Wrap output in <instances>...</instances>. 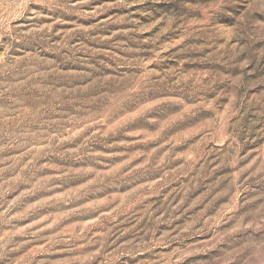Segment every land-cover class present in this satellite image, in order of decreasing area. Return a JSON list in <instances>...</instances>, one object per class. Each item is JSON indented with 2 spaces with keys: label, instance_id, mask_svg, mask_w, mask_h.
Returning a JSON list of instances; mask_svg holds the SVG:
<instances>
[{
  "label": "clouds",
  "instance_id": "clouds-1",
  "mask_svg": "<svg viewBox=\"0 0 264 264\" xmlns=\"http://www.w3.org/2000/svg\"><path fill=\"white\" fill-rule=\"evenodd\" d=\"M57 201L50 234L17 227ZM55 252L264 264V0H0V264Z\"/></svg>",
  "mask_w": 264,
  "mask_h": 264
},
{
  "label": "rangeland",
  "instance_id": "rangeland-1",
  "mask_svg": "<svg viewBox=\"0 0 264 264\" xmlns=\"http://www.w3.org/2000/svg\"><path fill=\"white\" fill-rule=\"evenodd\" d=\"M171 5L169 4H165V3H161L159 5H156V8L159 10H167L168 8H170ZM133 11H136L135 8L133 9ZM135 112H129L127 113L125 116L121 117V120H125L128 119L129 116H134ZM174 114L170 113L169 117L167 118H173ZM194 126L193 125H188L187 127H177L175 129V131L171 132L168 139L171 140L173 137H176L178 134L179 135H184L187 133V131L191 130ZM156 132V128L154 127H150L149 126V122L148 121H143V122H138V123H134L132 126H130L128 128L127 134L123 137V139L131 142L137 139L138 136H140V139L143 141L145 139H147L148 136L154 135ZM143 134V135H142ZM162 143H166V141L162 142ZM129 147L130 149L135 152V151H152L153 148H157L158 145L155 142H149V145L146 146L143 143L140 144H131L129 143ZM177 156H180L181 153L183 151H186V149L181 148L179 145H177ZM226 174V173H221V175ZM219 179V176L215 177V178H211V177H207L205 178L204 184L201 188V193L205 191H208L209 187L215 183V180ZM68 188L71 187H76L78 186V181H66L65 182ZM177 186L176 183H174L172 185V187ZM25 189H21V191H23ZM19 193H17L18 195ZM214 193H211L209 198H211V195H213ZM62 195V192L57 190L54 192H44L38 196H36V198L34 200H29L27 203H37L38 201L41 200H50L51 197L54 196H60ZM103 197H101L102 199ZM10 199H15V196H11ZM226 202H222L220 205L217 206L216 211H219L220 208L224 207ZM65 208L62 206L61 202L57 201L55 203H49L47 205H44L43 208L41 209H37V211L31 216V218H28L26 220H23L21 223H18L17 227L18 228H24L27 227L28 225H32L34 228L40 229L41 233L43 235H48L50 234L49 229L47 228V224L51 223V220L49 221H45L44 217L47 216H51L52 219H55V217L62 211H64ZM204 208L200 207L198 208L196 211H203ZM79 218H73L72 220H70V223H75L77 222ZM86 222V221H84ZM66 226V225H65ZM210 239V238H209ZM42 241L40 243H37L36 245H34L35 247H40L42 246ZM205 243V241H196L193 240L192 244L196 245V244H202ZM28 249H26L27 251ZM43 259H47L49 261L52 262V264H56L57 261L61 260L63 258V254L60 252H55L52 254H46L45 256L42 257ZM191 264H199L198 260H193L191 262Z\"/></svg>",
  "mask_w": 264,
  "mask_h": 264
}]
</instances>
